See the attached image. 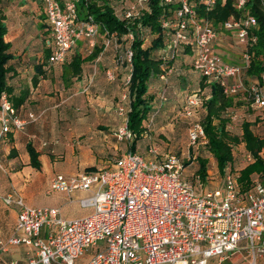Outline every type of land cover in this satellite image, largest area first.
<instances>
[{"label":"built area","instance_id":"obj_1","mask_svg":"<svg viewBox=\"0 0 264 264\" xmlns=\"http://www.w3.org/2000/svg\"><path fill=\"white\" fill-rule=\"evenodd\" d=\"M32 1L43 4L50 26L46 42L50 64H63L80 41L87 54L92 52L98 27L91 18L78 19L75 0ZM217 1L202 0L207 10ZM245 1L236 0L234 8L243 10ZM146 3L147 0H132L120 16L132 21ZM164 3L174 6L172 19L161 25L170 36L165 53L173 57L180 48L191 47V65L206 83L219 84L228 97L247 96L254 110L263 111L264 68L258 79H245L250 61L248 47L256 43L250 34L257 28L256 20L245 14L239 20L231 17L219 25L242 50L240 64H231L216 54L220 31L210 21L197 16L195 2L164 0ZM262 4L264 7V0ZM111 40L112 37H105L104 47ZM127 53L130 62L131 52ZM106 76L113 80L110 72ZM159 80L165 86L168 83L165 74ZM128 82L129 77L125 84ZM205 94L193 93L183 101L181 115L188 121L190 147L206 144L201 125L193 119ZM164 96L165 88L159 97L161 105ZM118 112L124 126L116 137L131 141L132 135L126 126L127 110L119 108ZM35 120L33 115L21 120L6 93H2L0 145L8 133L20 131ZM147 152L152 160L145 161L138 154L127 152L109 168L70 178L62 175L51 178L47 194L64 193L71 197L76 192L91 193L90 197L78 200L81 208L91 210L84 217L66 220L59 209L31 208L20 197H6L4 204L16 205L18 213L14 234L0 241V264H20L15 260L3 261L9 250L17 246L26 248L29 256L26 264H76L89 251L85 264H224L234 252L242 253L243 264H264L263 185L257 184L241 194L237 179L226 173L221 185L205 191L201 184L194 187L184 178L185 162L189 161L190 166L195 161L190 148L186 156L167 153L160 161L157 148L151 147ZM243 160L249 163L252 157L244 152ZM44 226L53 231L41 238Z\"/></svg>","mask_w":264,"mask_h":264},{"label":"trees","instance_id":"obj_2","mask_svg":"<svg viewBox=\"0 0 264 264\" xmlns=\"http://www.w3.org/2000/svg\"><path fill=\"white\" fill-rule=\"evenodd\" d=\"M56 1L62 3L63 0ZM191 1L196 3L197 16L210 21L220 32L223 30L218 28L219 25L227 22L231 17L239 20L245 14H249L256 20L257 28L250 33L256 38V43L248 47L250 61L245 71V79L247 81L258 79L264 68V7L262 0H246L244 8L241 11H237L234 8L236 0H225L223 4L221 0H218L213 8L209 10L205 8L202 0ZM111 2L112 0H75L78 19L86 21L88 18H91L92 23L98 27L97 36L103 35L104 38L112 37L115 44H123L124 40L122 41V39L124 37L129 38L130 35L132 36L128 46L131 58L130 62L127 61V65L129 66V82L127 84L129 106L126 112V126L132 135L127 152L136 153V146L144 138V134H152L148 125L149 116L153 112H157V110H155L156 94L154 95V91L151 88L160 83L159 76L161 74H165L170 78L173 76L172 74L175 72L174 66L180 56L191 60L192 50L191 47L180 48L173 57L171 53H165L170 36L168 32L162 30L161 25L164 21L172 19L173 5L165 4L164 0H147L141 14L136 19L129 21L124 20L120 14L118 15L113 7L114 4ZM5 14L3 0H0V96L2 93H6L11 105L17 112L24 103L26 94L22 92L15 97L12 95L11 88L7 85L8 74L11 71L9 62L12 60V55L11 45L5 41L7 34ZM148 35L151 39L146 44L145 37ZM47 40L48 38L45 40V46ZM106 48L104 45L103 47L97 46L96 43L92 52L85 59H97ZM44 52L45 58L48 59L50 55L49 49L46 47ZM216 54L220 57L218 53ZM77 57L65 65V69L74 75H78L81 72L82 60L80 61ZM189 59L187 60L189 61ZM222 61L224 60L222 59ZM240 62L241 59H239V63L231 64H240ZM43 65H39V68H42ZM121 65L125 66L126 64L121 62ZM188 65L194 71L191 62ZM43 74L44 72L41 69L38 75ZM197 74L200 78L196 82L198 88L191 94L200 91L206 94L203 96L202 104L197 110L200 111L199 117L194 121H197L201 125L206 144L195 155V161L190 165L196 164V169L191 175L190 183L192 186H196L200 182L205 191L214 189L211 185H208L209 181L213 180V177L208 174L210 159L205 155L208 154L215 161L216 171L218 172L217 176L222 179L226 173L232 174L240 185L241 194H245L257 184L264 186V159L261 156L264 150V137L257 136L252 131V126L264 120V111L254 110L250 106L247 96L242 95V100L238 99L240 95L235 97L226 96L219 84H208L199 73ZM246 80L245 82L247 83ZM183 81H185L183 78L178 79L177 85L180 83L185 84V82L186 84L188 83L187 80ZM162 85L165 86L163 82ZM243 102L248 106V110L261 113H258L254 117L253 122L243 120L239 125V132H233L229 129V124L236 121L235 111ZM181 110L182 107H180V113ZM181 118L185 120L188 127V121L182 115ZM13 133H8L5 140L9 139L11 141ZM149 139L152 141L151 137ZM241 146L243 149L237 150ZM235 151L236 153L239 151L238 156L235 155ZM26 152L29 157L28 166L36 171H40L41 163L38 152L29 143L26 146ZM244 152L250 154L252 161L246 162V165L238 168L236 166V159L243 158ZM14 153L11 150L10 154L13 155ZM184 165L186 168L190 167L189 161H186Z\"/></svg>","mask_w":264,"mask_h":264},{"label":"crops","instance_id":"obj_3","mask_svg":"<svg viewBox=\"0 0 264 264\" xmlns=\"http://www.w3.org/2000/svg\"><path fill=\"white\" fill-rule=\"evenodd\" d=\"M3 3L6 22L9 18L11 24V27H7L5 36V41L11 45L12 55V60L9 62L11 71L8 74L7 85L15 97L22 92L26 94L24 103L17 111L18 117L25 120L28 115H33L36 120L25 125L22 130L14 132L11 141L6 139L0 145V241L8 239L14 234L18 213L16 205L7 206L4 204L3 200L6 197L14 199L20 197L27 207L39 208L31 205L41 195H52L47 194V188L54 176L62 175L65 178H70L102 169L99 168L100 161L97 160L86 142L80 141L79 137H76L78 122H72L71 119L74 116L72 117L71 113L77 107L83 108V112H86L87 109L89 112L94 111L95 94H105L106 91L114 89L113 84L107 89L105 82L96 78L98 74H95L96 68L100 69L103 65H110L111 61L108 57H104L102 60L85 59L88 54L81 41L70 51L65 64H50L48 62L44 51L46 49L45 40L50 35V26L45 18L43 4L32 0H3ZM219 33L216 53L220 49H231L230 54L235 55L236 52L229 45L233 39L226 34L227 32ZM30 34L39 37L38 41L32 40ZM226 39L230 41H225ZM96 40L98 41L97 46L103 47L105 40L103 35H98ZM105 51L106 49L102 53ZM76 57L80 61L82 60L81 72L78 75L65 69V65ZM41 64L44 65L39 68ZM41 69L44 74L38 75ZM34 76L36 77L34 78ZM28 143L39 154L40 171L28 166L29 157L26 152ZM11 150L15 152L13 155L10 154ZM135 152H137V146ZM191 154L195 157L194 153ZM163 155L165 154H161L159 151V161L162 160ZM113 163H109V166L105 168H109ZM81 194H88L87 197L91 196L89 192H76L71 197L64 193H54V198L60 201V205L50 208H59V211L62 212L63 205L71 207L69 206L71 199L74 198L78 201L81 199ZM67 210L69 214L74 211L72 208H67ZM79 211L82 213L78 212L77 214L75 211L73 213L78 218L91 213V210L81 207ZM73 217L75 216L73 215ZM52 231L51 227L44 226L40 231V237L46 238ZM26 252L24 246L12 247L4 256L3 261L15 260L20 264H26L29 257ZM90 253L89 251L85 255H88L89 258ZM31 255L34 257L33 253ZM78 261H82V259ZM86 261L84 260L81 264H85Z\"/></svg>","mask_w":264,"mask_h":264},{"label":"rangeland","instance_id":"obj_4","mask_svg":"<svg viewBox=\"0 0 264 264\" xmlns=\"http://www.w3.org/2000/svg\"><path fill=\"white\" fill-rule=\"evenodd\" d=\"M132 0H112V4L115 11L120 14L124 8ZM7 27H11L10 19H7L6 22ZM32 35V40L35 42L38 41L39 37H35ZM130 37H124L123 44L117 43L115 44L114 40H111L109 45L106 48V51L100 54L97 58L98 60H102L104 57H108L111 61L110 65H103L100 69L96 68V73L98 74L96 78L102 79L106 88L109 89L113 84L114 89L110 91H106L105 94H95V106L94 111L83 112V108L77 107L75 111L72 112L73 119L72 122H78V129L76 131V137L80 141L86 142V145L90 147L94 155L97 157V160L100 161L99 168L106 169L105 167L109 166V163H113L119 157L122 156L129 149L130 142L126 140H119L116 137L117 131L124 126V120L122 116H119L118 109L124 108V110H128L129 106V98L126 79L129 74V66L127 65L128 60V46L130 44ZM149 35L145 37L146 44L150 41ZM105 41V40H104ZM126 41V42H125ZM230 41V40H225ZM98 41L96 40V43ZM229 45L236 52L235 55L230 54V50H222L220 49L218 54L220 57L228 62V63H239V59H241V47L233 40L229 42ZM86 54V52H85ZM235 56V59H234ZM180 56L178 58L177 63L174 66L175 72L172 74L173 76L168 77V83L166 86L162 85V82L157 83L151 89L154 91V95L156 97V111L153 112L149 116L148 125L150 126V131L152 134H144L147 137H144L138 142L137 145V154L141 156L145 161L152 160L153 158L148 154L147 149L151 147L157 148L161 154L171 153L177 156H186L187 151L190 148V154L194 153L198 154L199 151L203 149V145L190 147L189 140L187 137V125L185 120L181 118L180 107L183 105V101L186 96L191 94L198 87L196 82H198L199 75L194 72L190 66L189 58H185ZM189 59V61L187 60ZM186 60V61H185ZM100 62V61H99ZM121 62L126 64L125 66L121 65ZM110 72L113 76V80H109L106 76V73ZM171 76V75H170ZM183 78L188 83H180L177 85L178 79ZM108 79V80H107ZM177 80V81H176ZM112 83H110V82ZM184 84V85H182ZM165 88V101L160 103V94L161 91ZM151 90V92H153ZM97 97V98H96ZM242 95L238 96L239 100H242ZM248 106L243 102L242 105L237 107L235 113L236 121L234 123L229 124V129L233 132H239V125L243 120H248L250 122L254 121V117L258 115L256 111L248 110ZM76 109H78L76 111ZM264 111V110H263ZM162 112V113H160ZM200 111H196L194 114V120H197L199 117ZM154 117L152 118V116ZM158 116V118H157ZM64 117V116H63ZM67 121V120H66ZM252 131L255 135L264 137V120L252 126ZM151 137L152 141L149 139ZM78 142V140H77ZM242 147H239L237 150H242ZM194 151V152H193ZM192 155V154H191ZM207 157L210 159L209 163V175L213 177V180L209 181L208 185H211L213 188H216L220 183L221 179L217 176L218 172L216 171V164L212 157L208 154ZM235 155H239V151ZM262 158L264 159V150L261 153ZM246 165V161L240 157L236 159V166L238 168H242ZM196 169V164L190 167H187L184 172V178L190 182L192 178L193 171ZM191 184V183H190ZM196 184L194 187H198ZM192 185V184H191ZM202 185V184H201ZM88 194H81V198L87 197ZM52 194L50 196L41 195V197L37 198L32 207L39 208H50L60 205V201ZM58 200V201H57ZM71 204L66 207L63 205L62 212H60L61 216L66 219L78 218L75 213H82L79 211V203L76 199H71ZM66 208V209H65ZM72 208L74 211L69 214L67 210ZM59 209V208H58ZM60 210V209H59ZM74 215L75 217L72 218ZM84 217V216H83ZM88 255H85L82 261H77L76 264H81L86 261ZM224 264H243V255L240 252H234L228 255L227 260Z\"/></svg>","mask_w":264,"mask_h":264}]
</instances>
